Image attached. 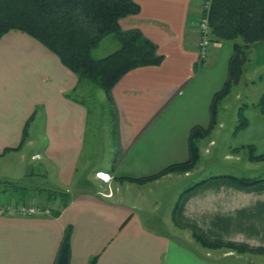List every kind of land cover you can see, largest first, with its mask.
<instances>
[{
  "label": "crops",
  "instance_id": "crops-1",
  "mask_svg": "<svg viewBox=\"0 0 264 264\" xmlns=\"http://www.w3.org/2000/svg\"><path fill=\"white\" fill-rule=\"evenodd\" d=\"M134 1L140 12L121 19L120 27L140 30L157 45L164 60L160 66L130 71L112 89L116 141L115 147L104 151L109 160L105 168L85 171L89 109L76 96L86 92L82 90L85 82H79L55 54L27 34L12 30L0 38V181L10 174L19 178L37 160L52 168L60 193L69 196L63 209L54 197L58 200L54 208L61 209L58 217L0 216V264H53L67 227H71L69 264H87L93 256H97L96 264H232L242 259L244 264H264L260 260L264 258V183L242 187L227 178L212 179L181 200L178 197L169 212L172 233L154 220L147 219L153 225L145 221L140 210L149 195L143 194L140 200L134 196L135 203L125 199L130 187L149 184L151 188L199 171L195 166L187 173H170L147 183L135 181L189 158L190 131L209 125L211 102L227 79L233 53L230 42L211 39L207 58L198 59L200 0ZM257 45L263 48L264 41L253 44ZM209 54L213 58L208 60ZM258 67L255 62L251 71ZM253 82L242 79L238 85L243 87L231 90L211 132L223 127L220 112L226 110L230 95H234V122L238 121V109L246 105L244 91ZM243 116L248 124L231 132L225 159L238 161L249 172L253 164L264 161H249L242 148L252 146L255 156L264 154V116L253 108H246ZM216 143V138L210 139L202 153L198 143L199 154L209 156ZM95 174L105 182L112 180L110 193H72L77 177ZM150 190L154 195L157 189ZM160 193L164 195V190ZM193 233L210 244L236 249L204 247ZM247 257L255 260L247 263Z\"/></svg>",
  "mask_w": 264,
  "mask_h": 264
},
{
  "label": "trees",
  "instance_id": "trees-1",
  "mask_svg": "<svg viewBox=\"0 0 264 264\" xmlns=\"http://www.w3.org/2000/svg\"><path fill=\"white\" fill-rule=\"evenodd\" d=\"M139 12L140 6L134 0H0V38L12 30L32 37L55 54L79 82H90L103 91L114 108L111 91L123 76L138 68L160 66L164 60V56L158 53L157 45L140 30H123L120 27L121 19ZM208 25L214 42H230L233 48L227 79L211 102L209 125L207 128L194 126L191 129L189 158L185 162L171 164L154 176L135 180L137 182L146 183L170 173H187L195 168L200 157L198 143L215 128L221 103L239 84L248 61L249 46L264 41V0H211ZM108 35L114 37L116 49L102 58H94L92 52ZM239 37L244 43L242 46L238 44ZM259 79L264 80V72ZM246 108H253L264 116V89L256 103L238 109V122L233 134L247 126L248 122L243 116ZM242 149L246 150L249 161H264V154L255 156L252 146ZM219 178L230 179L242 187L264 183V178L214 176L186 188L179 200L206 182ZM6 184L5 191L8 188L15 192L23 190L11 182ZM51 194L60 199L61 209L66 207L68 194L52 192L49 196ZM61 209L50 210L49 216L58 217ZM193 236L207 248L236 249L210 244L195 233ZM70 237L71 227H67L53 264H69ZM96 263L97 256H93L87 264Z\"/></svg>",
  "mask_w": 264,
  "mask_h": 264
},
{
  "label": "rangeland",
  "instance_id": "rangeland-1",
  "mask_svg": "<svg viewBox=\"0 0 264 264\" xmlns=\"http://www.w3.org/2000/svg\"><path fill=\"white\" fill-rule=\"evenodd\" d=\"M117 43L112 35H108L103 39V41L99 44V46L92 52V56L94 58H102L112 51L116 49ZM216 57V56H215ZM248 59L249 61L246 62L244 66V72L242 75L241 80L245 82V80L252 78L254 80V84H248V87L244 91V98H242V102H245L246 105H251L252 103H256L258 100L262 90L264 89V80H260L259 76L264 72V46L260 48V45L253 46L251 45L248 51ZM209 58H213L212 54H209ZM208 60L204 66L208 64ZM255 62L259 65V67L253 71H251L252 65ZM239 86V85H238ZM235 87V90L239 87H243L240 85L239 87ZM82 90L77 93V98L84 101L86 106L89 109V118H88V143L87 147L89 146V157H88V165L86 167V161L83 159L82 166L83 168L86 167L85 171L92 170L94 168L99 167H107L109 164V160L107 159V154H104V151H107L111 147H115V137H116V124H115V110L108 102L106 95L103 91L98 89L95 85L90 82H85L82 87ZM234 95H230L227 99L225 105L227 104L226 110H223L222 114L220 112V117L223 119V127L218 128L217 130L211 132L207 135L202 141L199 142V147L201 153L203 149L207 146L208 142L212 138H216L217 143L210 148V155L208 156L207 153L200 154L199 161L196 165V168L199 171H194L193 174L189 177L181 176L180 178L174 179L172 181H164L159 185H152L151 188L145 186L143 188L137 187H130V191L125 196V199L132 198L131 203L134 202V196L137 200L142 198V195L145 196L149 195V201L147 203L141 204L140 212L143 213L145 221L147 219L154 220L160 226H164V230L167 233L173 232V224L171 222V215L170 210L173 201H175L180 195L181 191H184L189 185L197 182L198 180L205 179L211 175L217 174H231V176H238L239 177H250V178H264V163H255L252 165V168L249 169V172H246L242 165L235 160H227L225 159V155L229 152L227 150V141H229L231 132L233 133L234 128L237 122H234V111L232 108V103ZM224 107V105H223ZM219 117V116H218ZM215 133V134H214ZM212 135V136H211ZM37 149L42 148V144L38 145L35 144ZM26 148V147H25ZM35 149V148H34ZM27 150V149H25ZM29 150V149H28ZM26 152H29V151ZM33 150V149H32ZM31 150V151H32ZM95 150L94 153L90 152ZM30 151V152H31ZM99 153L98 157H92L90 155L95 154V152ZM33 153V152H31ZM203 155V156H202ZM246 158H243L245 161ZM29 161L27 158L25 160L26 164ZM240 169H242L240 171ZM84 171V170H83ZM253 171V172H252ZM245 175V176H243ZM98 174L94 176H79L77 177V181L73 183L71 186L72 193H79V192H93L97 191L98 193H110V180L107 182L100 180L98 178ZM17 174H10L7 176V180L0 181V190H4L7 186L5 183L13 182V184L23 188V190L19 189L18 191L12 190V188H8L9 190L6 193L0 192V199H5L2 197L11 198L14 200L24 201V202H36L39 206L43 207L42 204H48L43 208L54 210L58 200H54V196L50 193L56 192L60 193L62 189H59V185L54 182V177L52 174V168L47 165L43 164L40 161H32L29 166H27L25 173L21 174L19 178ZM94 178L92 181L91 179ZM92 181L95 185L91 184ZM147 183V182H146ZM92 185L91 187H89ZM75 188V189H74ZM150 189H157L152 195ZM64 190V189H63ZM76 190V191H75ZM161 190H164V195H161ZM138 191V192H137ZM137 192V193H136ZM53 199V200H52ZM175 203V202H174ZM149 205V206H148ZM160 218L161 223L158 222ZM164 219V220H163ZM151 220H147L150 225H153ZM154 222V224H155ZM253 258L247 257V263L252 262ZM264 262V258L260 259ZM232 264H244L245 260L242 259L241 262L231 261Z\"/></svg>",
  "mask_w": 264,
  "mask_h": 264
},
{
  "label": "built area",
  "instance_id": "built-area-1",
  "mask_svg": "<svg viewBox=\"0 0 264 264\" xmlns=\"http://www.w3.org/2000/svg\"><path fill=\"white\" fill-rule=\"evenodd\" d=\"M210 6L211 0H200L198 5L199 17L196 26L197 33L199 34V41L197 44L199 60L207 58L211 45L210 28L208 25ZM49 215L50 210L39 206L36 202L17 201L11 198L0 199V216L34 217Z\"/></svg>",
  "mask_w": 264,
  "mask_h": 264
},
{
  "label": "water",
  "instance_id": "water-1",
  "mask_svg": "<svg viewBox=\"0 0 264 264\" xmlns=\"http://www.w3.org/2000/svg\"><path fill=\"white\" fill-rule=\"evenodd\" d=\"M238 44L241 46L244 44L241 37L238 38Z\"/></svg>",
  "mask_w": 264,
  "mask_h": 264
},
{
  "label": "bare ground",
  "instance_id": "bare-ground-1",
  "mask_svg": "<svg viewBox=\"0 0 264 264\" xmlns=\"http://www.w3.org/2000/svg\"><path fill=\"white\" fill-rule=\"evenodd\" d=\"M100 176V175H99ZM103 176H105V175H103ZM105 177H107V176H105Z\"/></svg>",
  "mask_w": 264,
  "mask_h": 264
}]
</instances>
